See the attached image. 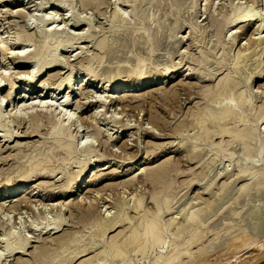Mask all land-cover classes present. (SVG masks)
I'll return each instance as SVG.
<instances>
[{
  "label": "bare ground",
  "instance_id": "1",
  "mask_svg": "<svg viewBox=\"0 0 264 264\" xmlns=\"http://www.w3.org/2000/svg\"><path fill=\"white\" fill-rule=\"evenodd\" d=\"M32 1L34 2L35 0H31V1L27 0V2H25L24 0H0V15L1 16L4 15L6 17L5 14L7 13H11V15L15 13L16 14L14 15L15 17L20 15L19 17L23 18L24 10L27 7L30 8L31 6H36L35 8H39V10H43L46 9L47 7L46 5L49 2L53 3L56 6V5H60L62 0H47L45 2H36L35 4L30 3ZM68 1H72V0H68ZM205 1L193 0V2L190 1L188 2L187 0H115L112 1L114 10L111 18L109 19L110 26L107 29L105 28L106 30L100 36H97L96 33L93 34V31H90L89 33H87L86 31L81 33H74V32L67 33L66 37H63L61 36V33L64 32L62 28L59 29L52 27V29H50L49 27H47L51 20L54 19L51 23L55 21V18H52L55 17V15H52V17H50L51 15L49 17H43L46 16L43 15L42 16L43 18L41 17L42 19L39 18L43 24V26L39 30L40 36L42 38V44L41 47L38 48V51L36 50V53L35 51L34 52L32 51V53H34V59L36 63V65H33V70L37 65H39V62L41 61L39 65L40 69L37 72H35L37 74H34L32 78H30L27 85L21 87L16 85V82L13 80L14 78H12L11 74L9 75L10 77L7 76L8 73L14 72L13 71L14 67L13 66L11 67L10 65L12 64H8V62L6 61L7 59L5 56H7V54L4 53L5 51H7V49L11 51V49H9L11 42L9 39L10 35L5 28L7 25L6 26L5 24L1 25V26L3 25L5 26L4 29L1 28L2 30H0V34L3 33V36L0 35L1 38L0 49L2 52V55H0V129L4 131L3 137L7 138V141L13 137H18L20 139L25 137H30L32 133H36L39 131V129L41 128V124H39V122L46 118L47 120L48 119L51 120V125H50V131L48 133L49 136L43 138L42 141H40L39 149L36 151L35 154H33L30 158L27 159L28 164L20 163V165L18 164L19 166L17 165L18 167L15 166L16 168H14L15 170L13 172L11 171L14 174L16 172V175L19 174L18 176H15L16 179L12 177L13 175L12 173H10L12 174L11 176L8 175L9 174L8 173L7 175H5V177L3 176L4 177L2 178L3 181L2 180H1L2 182L0 181V214L3 211H6L5 213L7 214L8 213L10 214L14 211L16 212V210L20 209L22 205L24 207L27 206L29 210L30 209L33 210L32 208L34 207V205L40 204L41 197L43 196V194L41 193L42 194L41 196V194H39L40 193L39 191H34L29 186L31 185V182L34 180V177L42 176V177L52 178L53 175L58 176L59 174L65 173L66 169L70 165L71 159L72 158L75 159L76 153L78 151H82L83 154H80V156L76 158L77 162L75 163L84 164L86 162L85 157L88 154L86 152L89 150L90 145L86 144L79 146L80 143L78 142V137L80 135V130H81L80 127L82 126L83 121L84 123L89 121L87 124H91L90 121L96 120L98 114L101 111L103 112V110H101L100 112L98 110V113L95 115H94L95 111L89 116L85 115L86 117L88 116L87 118L89 119L88 120L86 118L87 120L85 122V116L82 117L76 111V106L80 104V102L78 104L76 102V106L74 104V102L78 98L76 96L78 89L76 88L79 85L83 86L85 90H87L86 92L83 90L85 94L87 93L91 94L93 92V94L97 93L98 95L95 94V96L97 95L98 97L106 96L105 100L107 101H105V103L102 102L103 104L101 105L103 107H108V108L115 106L116 107L115 109L117 110L116 112H118L119 109H117L116 98H118L121 94H125V93L127 94L125 98L126 99L129 98L127 100L129 103L130 101L132 102L133 98H136L138 97V95L144 93L149 94L150 96L149 95L148 96L151 97L152 92L157 94L156 91H159L158 96H160L162 95L160 92H162L163 87H165L163 85L165 83L164 80L166 77L170 76V74L177 75L178 73H183L188 69L185 68V64L189 62V58H190V54L188 55L187 52H186L187 54L186 53L181 54V58H180L181 60L179 61V63H177V66L175 64H174L175 66L168 65L165 61L170 58V55L173 53V51H175V53L179 52L177 46L183 40V37H181L180 39L177 37L176 34L178 33L177 30L180 27L185 26L187 29H189L187 33L188 34L187 37L189 40L193 41V43L199 40L200 36L202 38L205 32V27L199 24L198 13L201 11L203 5L205 6L207 4V3L205 4ZM78 2L82 3L84 7L89 6L93 8L95 6L96 7L98 6V8L100 7L99 9L103 7L102 6L103 3L109 4V2H105V0H78ZM99 5H101L102 7ZM143 6H146V8L142 9ZM172 6H176V8L174 9L175 11H172L173 10ZM252 6L249 5L248 6L249 8L247 7L246 9L245 7L244 9L243 5H241L242 9L244 10H241L239 8L240 6H238L239 9L237 10L236 8H233L236 11L235 14L233 15L232 20L231 17L229 16V19L231 20L230 23L238 25L237 28L239 29L241 28L242 31L247 32L249 26H251L252 23L255 22V18H256L255 10L257 9H254L255 7ZM98 8L96 9L98 10ZM231 11L233 10L231 9ZM263 12H262L263 17L261 15L262 18L261 19L259 18L261 23L259 22V24H256L257 29H256V25H254L256 29L254 31L260 32L261 29L258 30L259 28L264 29ZM25 15H27L26 12ZM257 15L260 17L259 14ZM72 16L74 19V25L77 26L80 20L77 19L75 15L72 14ZM171 16L172 18H169ZM2 18H0V20ZM206 18L207 17H205L204 19ZM11 19L13 21V17ZM11 19L9 21H11ZM6 21L8 20L6 19ZM17 23L14 22L13 24L16 25ZM226 24L229 25V22L227 23L226 21L224 23L223 20H219V19L212 20V26L215 27L214 29L216 31L215 33L217 37L220 36V32L222 31V28ZM10 25L14 26L12 24ZM88 25H90V22H88ZM241 30L238 31L242 32ZM238 31L236 30L233 32L231 31L234 34H231L228 37H230L232 43L230 44L231 46L229 45L230 47H227V49L230 48V50L228 49V51L227 50L223 51L220 54L219 58L215 56L217 54V52L215 53L216 48H211V50L208 53L201 50L202 54L200 53L202 56L206 54L205 63L207 66H209V68L203 67L202 70L199 69L200 70V71L198 70L199 78L197 79H200L201 81H210L211 78H214L215 77L214 75H216V73H218L223 68H225L223 72L226 73L222 75L218 79V81L212 86L209 85L207 87H204L205 89L204 91L205 93H207L206 104L203 107L198 108L197 111L194 112V110H192L190 113L192 115L194 113L193 116L191 115L193 118L191 122L193 123L194 121L193 125L195 124L197 125V129H198L197 134L195 135L193 141L189 143L187 142L182 143V146H184L183 151L185 153L184 160L190 163L194 161L196 165L195 166L191 165L194 166L192 168L194 169L199 165V167L202 168L200 169L201 172L202 170L204 171L203 172L204 174L200 173L202 175L201 177L197 176L198 173L196 172H194L196 176L195 175L192 176V178L194 177V179H196L194 180V183H197L195 186L198 187V189H202L203 191V194L202 193L196 194V197L194 198L196 200L195 203L193 201L194 199L191 200L189 204L190 206H187L179 210V212L176 215H173L175 214V212L174 211L172 212V210H174V207L173 205H171V201H172L171 195L174 194L172 192H175V190L173 189L174 187L172 185V182L174 181L173 180L174 178L172 176H174V174L176 176V174L179 172L180 167L178 164H181L182 161L181 162L179 161L180 163H178L177 161L178 158L177 159L175 158L177 161L176 164V161H174L175 159L173 158L172 160L171 158L172 161L166 159L157 166L153 165L152 167L151 165V167H148L149 166L148 165L146 167H141L142 165L145 166V164L147 163L146 160L148 159V157H144L147 156V154L146 155L144 154L143 158L141 157L135 160H133L134 158L132 159L130 157L133 160L132 165H129V167L127 166L124 174L129 172L135 174V172H137L138 170L140 172L141 171L143 172L141 173L144 174L146 181H149L152 184L151 189L153 190H151L150 192L148 191L149 193H151L149 198L151 199L150 202L152 206L150 207L148 205L149 206L148 207L146 205L148 204L146 203L147 202L146 199L148 198L147 197L148 195L146 196L147 197L146 199L144 198V196L138 195V192L140 194L141 189H139L140 191L138 190V192H136L137 191L136 190L135 191L136 194L133 193L134 191L132 192L131 190V192L136 196L133 195L132 197H130V199L127 198L129 200L124 201L122 199L121 201L119 199L120 196L118 198V195L122 194L123 192V190L121 189L122 192L120 193H118V191L115 192L118 194V195L115 194L117 196L116 199H119L121 203L116 202V199H114L115 197L112 196L116 202L115 203L112 200L116 206V207L115 206L112 207V209L116 208V210L114 209L116 212L114 214L111 213L112 215H110V212L112 210L110 208L111 209L110 212L106 213V215L108 214L110 216L100 217L98 215L101 213V211L99 210L100 212L97 213L98 206H96L98 202L97 200L98 195L96 194L94 195L97 198V199L95 198L96 200L94 199L96 201V203H94V205L96 204L95 205L96 207H94L93 205L94 197H92L93 195L88 196L87 194L91 191L93 192V190L89 191L87 189L89 188V182L91 181V177L93 176L95 177V179H100L102 177L101 170L109 168L110 164L105 166L106 164H103L102 161L101 163L104 166L100 164L96 165V163L95 165L92 164L89 165L88 163L87 165H85L86 167L84 166V169L79 171L76 175L67 178L65 185H63L64 188L62 189L61 192L66 193L68 190L72 192L70 196L71 199H69L72 202V203L70 202V205L71 207L74 206L78 212L77 215L75 214L76 212L74 213L75 215H71L70 216L71 218L74 219L75 218L74 216H76L77 220L76 219L75 220L77 223L78 222L80 223V221L85 220L83 221L84 223L81 222L84 224V226L87 223L86 221L93 219L91 220L92 222L90 221L91 224L88 223L90 225V227L89 226L88 227L91 229L90 233L87 232L86 234L84 233V231L82 232L81 229H83L84 227L83 225L82 228L78 227L82 233L77 234L78 232L76 233V231H74L73 229L72 230L75 232V233L73 232V235L72 232L70 233L71 229L67 230L69 232L64 231L65 232L64 233L62 230H65L64 226H66L65 222L67 220H65V215L63 216V213L59 211L58 214L57 213L55 214L56 216L54 215L55 216L54 218L52 217L53 219L50 222L46 221L47 224L45 223L41 228L38 226L39 228L35 229L36 240H31L32 239L31 235L30 236L27 235L28 237H26L25 235L24 236L21 234L19 235L15 232V233H7L9 235L6 237V233H5L6 238L4 239L1 237L2 239H0L4 241L5 244L4 249L3 250L0 249V264H134L133 261L131 263V259H130L132 258V256L130 257V255H132L131 253L134 252L136 256V253L138 252L141 256L140 259H145V260L149 259L145 256V254L147 256H149L148 254H150L151 252L153 254V250H154L153 247L155 246L172 244L175 239L173 235L176 234H179V236L181 235L182 237L184 234L186 235L183 237L182 240H179V238L181 239V236L180 237L178 236L179 237V238L177 237L178 240L176 238L177 241L175 240L176 242L173 245H171L170 248L167 247V249L169 248L170 250L168 249L169 252L168 250H166L165 255L158 256L159 254L158 252L157 256L151 259L152 264H181L186 262L183 259L186 256H187V261H194L196 259V256L212 255L216 252H219V250L221 249L220 247L225 245L228 246L243 245L244 248L247 249H252L254 247L258 249H264V239L262 238L264 237V234L263 236H261V239L254 238L255 236L253 237V234L251 237L250 234L251 232L253 233L251 229L254 230L255 229L254 227L257 224L256 222L260 220L259 217L264 216V205L262 206V208L260 206L252 207L249 210L250 212L246 211L247 216L243 214L242 216L239 213H233L236 206L233 207L231 206L230 208L227 209L228 211L227 216H224L217 225L211 224L212 222L211 219L214 216H218V214L222 211L227 201L236 204V201H238L239 199L238 197H240L241 194L242 196L244 195L245 197L248 196L247 199L249 200L251 196L255 194L264 193V127L262 128L258 125L257 127L255 126L257 123L259 124V122L264 117V100L262 101L260 100L258 96L260 94L257 95L256 94L257 91L254 92L252 87L254 79L260 78L262 77V75H264V58L262 57V55H264V37L260 38V36H254L256 32L252 33V35H249L250 39L248 38L249 40L247 41L248 46L247 45L246 47L244 46V48L241 49L242 51L239 50L240 49L239 47L238 48L239 53L237 54L238 51L236 53H233L234 56L237 54L235 57H233V54L230 55L231 53L230 51L231 48H233L236 39L238 37L235 35V32L237 33ZM26 35L27 34H25L23 37V40L25 39V41H27L26 40L27 38H31V35L29 36L28 34L27 35L28 37ZM260 35L262 36V33ZM22 36H19V38L18 39L16 38V40L21 39L20 37ZM87 38H91L89 42L92 43L94 52H92L91 55L89 54L90 58L85 62L86 63L85 65H84V61L82 64V60H81L80 64H82V66L81 65H80L81 67L79 66L81 68L80 69L81 71L79 70L80 71L79 73H77V71H75L74 69L76 68V66H74L75 65L74 62L75 61L77 62L78 59L71 62V64L68 65L69 70H67L66 72L67 75H65L66 74L65 73L63 74L62 77L59 76L60 81L58 80L59 82H57L58 84L55 85L56 87L55 88L52 87L51 89H49V90H53V93L51 94V96H49V91L47 90V83L50 80L48 79L51 78L52 81H54L52 77L58 78L57 74H61V73L59 72L56 74L52 73L49 74L48 77H46L47 74L49 73V70H51L53 67L56 66L59 67V60L57 57L51 55L52 58L50 60H46L47 56L53 50H57L63 47L65 43H71L75 39H87ZM29 40L30 39H28V41ZM174 42L176 43V45H173ZM162 46H165L166 49H170V50L166 51L167 56L165 57L164 60L156 61L155 60L157 58L156 55L159 51V48ZM22 52L25 51L23 50ZM80 52L81 51L77 52L75 55H79ZM10 53L11 52H9V54ZM15 54L18 53L15 52ZM20 54L21 52L17 56H21ZM12 57H14V53L12 54ZM80 57L81 54L77 58ZM105 62L108 63L109 68H107L103 74H100V71H102V65ZM73 63L74 65H72ZM213 65L214 67H212ZM230 65L233 66V69H231L232 72H227L226 70L228 69V66L230 67ZM42 73L44 74L42 75ZM14 74L12 75L15 76ZM7 77L9 78V81H12L10 83V86L8 85L9 86L8 89L5 88V82L6 80H8ZM44 77L46 78L44 79ZM78 77L79 80L75 81V78ZM98 77L100 79L97 82L98 83L97 84L94 79ZM154 86H158L159 87L158 89H160L161 86V90L150 92L149 89ZM65 89L67 90L68 93L65 96H63L64 97L63 101L60 103V105L65 108L64 113L62 114L60 113L61 111H64L62 108H61L62 110L59 112V109L57 110H55L56 108L52 109L53 106L51 109H49L51 106L49 108H44L42 107V105L36 106V104H38L39 102L42 103L50 102V100H48L49 98L51 99L52 96L55 95V93L59 94ZM173 89L174 91L171 93H175V87ZM256 90L258 89L256 88ZM260 93H263V90ZM82 96L84 97V95ZM154 96L155 95H152L153 99H155ZM163 96H165V98L166 97L169 98L170 96L174 97L172 94H170V92L164 93ZM95 98L98 99L97 97ZM257 98L261 101V103L258 105L256 104L257 106L253 107V105L257 102ZM100 99L101 98L99 97V101L102 100ZM94 100L95 99H93V102ZM118 101H120V99ZM73 105L75 106V108H73ZM124 106L127 107L126 105ZM136 106L140 107V105L139 106L136 105ZM252 107L254 109L253 112L254 115L257 114L258 117L257 121H255L257 122L256 124L253 122V120H251L252 118L249 119V116L252 111ZM139 109L141 110L142 108ZM124 110L125 109H123L122 111ZM128 110H131V108H129ZM122 111L119 113L123 114L126 112L124 111L122 113ZM150 112L147 114L151 115ZM114 113L113 115H115ZM155 114H153V116H149V115H148L149 117L147 116L151 120L150 122L152 123L151 124L149 122L150 124L149 123L148 124L154 126L153 125L154 123L156 124L155 126L157 125L160 126V124L163 123L161 121L162 119L160 120V116L158 118L159 114L156 115ZM125 116L121 115L122 118ZM119 118L118 115L115 117L117 122H119L117 120ZM6 119H11L13 123L15 121L30 122V125L24 132V134L26 135L24 134L21 135L17 133V136H14V133L10 130L7 123L5 122ZM149 119L147 120L149 121ZM123 120H121L120 122L122 123ZM125 120H128V118L127 119L125 118ZM249 120H251L250 122L251 124L252 123L255 124V125L252 124L255 127L248 125ZM184 121L186 124L187 120ZM131 122H128V124L124 123L125 124V125L123 124L124 127L132 125ZM165 123L166 121H164V124ZM164 124L162 125L165 126ZM181 125H183V123ZM177 126L176 129L178 128ZM149 127L146 126L145 128H149ZM157 128L158 127H156V129ZM171 128L174 129L175 127L174 128L171 127ZM161 129L164 128L162 127L159 130ZM86 131L88 132V130ZM94 132L96 134H99L100 132L99 128H97L96 130L94 129ZM120 133H122V131ZM108 135H109L108 139L110 140L113 139L114 137L113 134L110 133ZM224 136L229 137L228 141L226 143L224 142L223 144L219 143V145L216 146V148H214L215 152L212 153L213 155L212 154L210 155V151L208 153V151L202 145L204 144L205 146L212 144L211 138L213 137H221L222 139L220 142H223L225 140L223 138ZM117 137L118 136L116 135L115 138L117 139ZM149 143H151V141ZM152 143L151 145L153 146L156 145L155 143L154 144ZM236 143L237 144L240 143L242 146L240 148L241 150L243 149L242 156H240L241 153H239L240 155L238 154L240 158L241 157L242 158L240 160L238 158L239 160L237 161L238 164H235L237 166V169L234 167V169H236L235 170L236 172L233 173L232 171H230V168L227 166L228 164L225 166L227 168L225 169L222 168L224 169L223 171L221 169H218L219 164L222 163L224 158H228L231 160L234 157L235 151L233 150V145ZM123 145L124 143L122 144V146ZM126 145H124L123 147H126ZM148 145L149 144H147V148ZM156 146L157 148H159L158 145ZM120 147L118 149H122ZM147 148L145 150L146 153H148ZM151 148H149V150ZM92 150H90L89 152H91ZM122 150H120V152H122ZM123 151L126 152L125 150ZM150 151L149 153H151ZM124 152L122 153L124 154ZM127 153H125L124 155H126ZM104 155L105 154H103V156ZM128 155L131 156V154L129 153ZM128 155L126 156V158L128 157ZM100 156L99 158H101L100 160H102V158L104 157L103 156L100 157ZM211 156L214 157L212 158ZM99 158L96 160L98 161ZM234 161L235 163H237L236 160ZM230 162L231 161H229V164ZM106 163H109V160ZM136 165L138 166L132 171V167ZM230 165L233 166L232 162ZM182 168L183 166L180 169L182 170ZM192 168L190 169L192 170ZM190 169L188 171H190ZM197 170L198 169H196V171ZM112 171L114 170L112 169ZM192 171H190V173ZM179 173H183V170ZM179 173L177 174V176L179 175ZM79 174H81L80 178L77 181H74ZM226 175H227V179H225V181H222L223 183L221 182V185H219L218 187L219 189L213 191V186L218 185L217 182L221 178L223 177L225 178ZM133 177L132 179L131 177H129L130 179H128L127 181L128 183H126L127 185L132 184L133 186L134 184ZM142 178L144 179L143 176L141 177V179ZM242 178H247L248 181L246 183H243L241 186L239 185L237 186L236 181ZM141 179L139 178L137 179L139 182L136 180V182H138L139 188H140L139 183ZM124 181L126 182V180ZM124 181L123 183H125ZM189 182L192 184L193 181L191 182V180H189L188 183ZM117 186L119 185L117 184ZM124 187L125 185L123 184V189ZM100 189L101 188H99V190ZM171 189L174 191H171ZM125 191L126 190H124V192ZM170 192L172 194H170ZM207 194L208 197L203 196ZM102 195L103 194H101V196ZM143 195H145V193ZM124 196L125 194L123 195V197ZM60 197L63 196H59V198ZM105 198L109 199L107 196ZM247 199L246 201H248ZM43 203L41 202V204ZM58 204H60V202H58ZM102 204H104V202ZM64 205L67 206L66 203H64ZM42 206L45 205L43 204ZM58 206L62 208L61 205ZM38 207L35 206V208L37 209ZM40 208H44V207H40ZM94 208H96L95 210L98 215L95 214ZM22 209L23 208H21V211L19 210V213L22 212ZM114 210H112V212ZM17 213L18 211L16 212V214ZM2 214H4V212ZM8 216L9 215L7 216L0 215V217L3 218ZM3 218H1V221L3 220ZM235 220L237 221V224L236 225L231 224V223H235L234 222ZM72 222H74V220H72ZM68 223H70V221H68ZM75 224L76 223L74 222L73 227L75 226ZM2 226L4 229L5 228L4 225ZM208 230L210 232H213V236L211 237V239L209 236L210 240L206 237L207 238L206 240L208 241L203 242V238L205 234L206 233L209 234V232H207ZM59 232H61V235L59 234ZM55 233L59 234L60 236L51 237V234H55ZM182 233L184 234L182 235ZM44 234H48V235L44 236L45 238H43ZM35 235H32V237L34 238ZM84 236H86L85 237L86 240L84 239ZM170 236H173L172 237L174 238L173 241H171L172 239L170 238ZM46 237L50 238V240L48 239L46 240ZM40 239L41 240L44 239L43 242ZM169 241H171L172 243L171 242L169 243ZM32 242L37 243V244L35 243L36 245V246L34 245L35 247L33 245H30ZM51 244L58 245L59 250L57 249L58 246L57 248H54L55 246L53 247ZM194 244H198L199 246L197 250L198 254L196 255H193L194 253L191 251V249H189V247L193 246ZM29 249H31V251H29ZM147 249L149 250L153 249V250L151 252L149 251V253L147 252L148 253L147 254L145 253ZM94 251L95 254L91 255V253L92 252L94 253ZM24 256H28V257L25 258ZM152 257L154 256L152 255Z\"/></svg>",
  "mask_w": 264,
  "mask_h": 264
},
{
  "label": "rangeland",
  "instance_id": "2",
  "mask_svg": "<svg viewBox=\"0 0 264 264\" xmlns=\"http://www.w3.org/2000/svg\"><path fill=\"white\" fill-rule=\"evenodd\" d=\"M24 1L27 2V0H24ZM45 1H47V0H35L34 2L32 1L30 3L35 4L36 2H45ZM112 1H115V0H111V1L105 0V2H109V4L108 3H103V5H102L103 7L101 5H99V6L102 7L101 9H99L100 7L98 8V6L97 7L95 6L93 8H91L89 6L84 7L82 5V3L78 2V0H72V1L62 0L61 4L60 5H56V6L53 3L49 2L46 5L47 6L46 9H43V10H39V8H35L36 6H31L30 8L27 7L24 10V15H25V12L27 13V15H25V16L23 15V18H20L19 17L20 15L15 17L14 16V15H16L15 13L12 14V15H11V13H7V14H5L6 17L4 15H2V16L0 15V18H2V17L5 18V19L2 18L0 20L1 21L0 30L4 29V27L7 25L5 28L8 31L9 35H10L9 39H10V42H11L10 46H9V49H11V51L7 49V51H5L4 54H7V56H8V57L5 56L6 59H7L6 61L8 62V64H12L10 66L14 67L13 68L14 72L8 73L7 76L10 77L9 75L11 74L12 78H14L13 80L16 82V85L21 87V86L27 85L29 80H30V78H32V76L34 74H37L35 72H37L40 69L39 65H40L41 61L39 62V65H37L34 68V70H33V65H36V63H35V59H34V53H32V51L33 52L35 51V53H36V50L38 51V48H40L41 44H42V38L40 36L39 30L43 26V24H42V22H41V20L39 18H41L43 15H46V16H43V17H49L50 15H51L50 17H52V15H55V17H52V18H55V21L53 23H51L54 19L51 20L50 21L51 24L48 22L49 25L47 27H49L50 29H52V27L59 28V29L62 28L64 30V32L66 31L65 33L64 32L61 33V36H63V37H66L67 33H72V32L81 33V32H86V31H87V33H89L90 31H93V34L96 33L97 36H100L110 26L109 25V19L111 18L112 14H113V10H114ZM187 1L188 2L189 1L193 2V0H187ZM263 3H264L263 0H206L205 1L206 5L205 6L203 5L201 11L199 10L200 12L198 13L199 24H201L203 27H205V32H204V35L202 36V38L200 36L199 40H197L198 42L196 41L197 43L194 42V43H196V44H194L193 41L189 40L188 37H187L188 36L187 33H188L189 29H187L185 26L180 27L177 30L178 33L176 34L177 37L180 38V39H181V37H183V40L177 46V49H178L179 52L175 53V51H173V53L170 55V58L165 61L168 65H174L175 64L177 66V63H179V61L181 60L180 59L181 58V54L187 52L188 55L190 54V58H189V62L185 64V68H188V69L185 72H183V73H178L177 75L170 74V76L166 77L165 80H164L165 83L163 85L165 87H163L162 92H160L162 94L160 96H158V92L159 91H156V90H161V86H160V89H158L159 88L158 86H154V87L149 89L150 92L156 91L157 94L152 92L151 93V97H149L150 96L149 94L144 93V94L138 95V97H136V98H133L132 102L130 101V103L127 101L129 98L128 99L125 98V96H127V94L126 93L125 94H121L118 98H116L117 109H119V110L121 109V110L120 111L118 110V112H116L117 110L115 109L116 108L115 106L111 107V108L110 107L108 108V107H103L101 105V104L105 103V101H107V100H105L106 96H104V97L99 96L102 99V100L100 99L101 101H99V97L97 96L98 95L97 93L93 94V92H92L91 94L94 95V96H92L90 93L85 94V92L87 90H85V88L83 86L79 85L76 88V89H78L77 94H76V96L78 98L74 102L75 106H76V102H77V104L80 102V104H78L76 106L77 113H79V115H81L83 117L85 115H88V116L91 115L94 111H95L94 112V115H95V114L98 113V110H99V112L101 110H103V112L101 111L98 114V116L96 117L97 118L96 120H94V121L91 120L90 121L91 124H87L89 122V121L86 122V120L88 119L87 118L88 116L87 117L85 116V122L86 123H84V121H83L82 122V126L83 127L82 126L80 127L81 130H80V135L78 137V142L80 143L79 146L80 145H86V144L90 145L89 150L86 152V153H88L86 155V157H85L86 158V160H85L86 162L84 164L75 163V162H77L76 158H78L80 156V154H83L82 151H78L76 153L75 159H73V158L71 159L70 165L66 169L65 173L59 174L58 176L53 175L52 178H47V177H42V176L34 177V180L31 182V185H29V186L34 191H39L40 192L39 194H41V193L43 194V196L41 194V196H42L41 197V202L43 203V201H44L43 204L45 206H42L43 204H41V202L39 204L40 206L38 204L34 205V207L32 206L33 208L32 207L31 208L33 210H31V209L29 210V208L27 206H25L26 210H27V212H26L25 207L22 205V207H20V209L16 210V212L18 211V213H19V210L21 211V208H23L22 212L19 213L20 215L18 213L16 214L15 211L10 213V214L9 213L8 214L5 213L6 211H3L4 214H2L3 212H1L0 215H3V216L4 215L5 216L9 215V216L5 217V218L0 217V221H1V218H3V220L0 222V239H2V238L5 239L9 235L7 233H15L16 232L17 234H19V235L21 234L23 236L25 235L26 237H28L27 235H29V236L31 235V238H32L31 240H36V238H35L36 237L35 229H37L39 227L41 228L43 226V224H45V223L47 224V222H50L56 216L55 214L59 213V211L63 213V216L65 215V220H67L65 222L66 223L65 225L67 226V228H66V226H64L65 230H62L63 232L64 231L66 232L67 230L71 229L70 233L72 232V235H73L74 231H76V233L78 232L77 234L82 233L83 231L86 234H87V232L90 233L91 229L89 228L90 227L89 224H91V222H92L91 220H93V219H90L89 221H86L87 223L85 222L87 224V225L85 224L86 227L83 224L84 223L83 221H85V220H83V221L78 220V221H80V223L78 222L79 223L78 224L76 222V220H77L76 216H74L75 217L74 219L70 217L71 215H75V214L77 215V212H78L77 209L74 206L71 207V205H70L71 200H69V199H71L70 196H71L72 192H70L69 190L66 193H62L61 192L62 189L64 188L63 185H65V182H66L67 178L71 177L73 175H76L79 171L84 169V166L87 165L88 163H89V165L90 164L95 165V163H96V165H99V164L102 165V163H103V164H106L105 166L110 164L109 168L101 170L102 173L99 171L102 174V175L98 174V175L102 176L100 179H95V177H93V176L91 177V181L89 182V188L87 189L89 191L93 190V192H94L93 193L91 191V192L87 193L88 196H92L93 195L92 196V197H94L93 198V205H94V203H96L95 200L97 199L94 195L95 194L98 195L97 196L98 197V199H97L98 202H97V205L96 204L95 205L98 206L97 207V210H98L97 213L101 211V213H100L101 215L100 214L98 215L96 213V210H95L96 208H94V212H95L96 215H98L100 217H102V216L103 217L104 216H110V215L114 214L116 212L115 211L116 208L112 209V207L115 206V203L116 202H120L121 203L122 199L124 201L125 200H129L130 197H132L134 195L133 193H135L136 190H137L136 192H138L139 189H141V192H140V194L138 192V195L144 196L145 199L148 197L146 199V201H147L146 203H148V204H146V205L147 206L149 205L150 207L152 206L151 202H150L151 199L149 198L150 194H151L149 192L151 190H153V189H151L152 184L149 181H146L144 174H142L143 172L141 171L142 172L141 173L138 170L137 172H135V174L130 173V172L124 174L125 169L127 168V166L129 167V165H132V161L133 160L141 158V157L143 158L144 154L145 155L147 154V156H144V157H148V159L146 160L147 163L145 164V166L142 165L141 167H146L148 165H149L148 167H151V165H152V167H153V165L157 166L160 163H162L163 161H165L166 159L171 160V158H172V160H173V158L174 159L178 158L177 159L178 163H180L182 161L181 164L183 166V168H182L183 173H179V172L182 171L180 169L182 166H181V164H178L179 167H180V168L178 167L179 168V172H178L179 175L177 176L178 173L176 174V176L174 174V176H172L174 179L171 177L174 180V181L172 180L173 181L172 185L174 187V188L173 187L172 188L175 190V192H172L174 194H172L170 192V194H172L171 195V199H172L171 205H173V207H174V210H172V212L173 211L175 212V214H173V215H176L179 212V210H181V209H183V208H185L187 206H190L189 205L190 201L193 200L196 197L197 193H202L203 194L202 189H198V187L195 186L197 183H194V180H196V179H194V177L192 178V176H194V175L196 176V174L194 172L198 173L197 176H200V177L202 176L201 174H204L203 173L204 171L202 170V172H201L200 169H202V168L199 167L198 164H197L198 166L196 168H194V169L192 168V167H194L196 165L194 161H192L193 163L192 162L190 163V162H188V161L186 162V160H184L185 153L183 151L184 150V146H182V143L183 142L189 143V142L193 141L194 138H195V135L197 134V130H198L197 129V125L196 124H195L196 126L193 125L194 121H193V123L191 122V120H193L192 116L194 115V113L192 112L193 115L190 114V113H191L192 110H194V112L197 111L198 108H201V107H203L206 104L207 93H205L204 87H207L209 85L212 86L213 84H215L218 81V79L222 75H224L226 73V72H223L224 69H225V68H223L218 73H216V75H214L215 77L211 78L210 81H201L200 79H197V78H199L198 77V73H199L200 70H202L203 67L209 68V66H207L206 63H205L206 54H204L202 56L201 55L202 54L201 50H203V51L208 53L211 50V48H216L215 53L217 52V54L215 56L217 58L220 57V54L223 51H225V50L228 51V49L230 50V48L227 49V47H230L231 46L230 44L232 42H231L230 37H228V36H230L231 34H234L232 32L235 31V30L236 31L241 30V28L240 29L237 28L238 25H235L233 23H232L233 24L232 25L230 22H231V20L233 18V15L235 14V11L237 9L240 8L241 10H244L245 7L247 9V7L249 5H251V6L255 5V6H252V7H255L254 9H257V10H255L256 11V15L259 14L260 17L258 15L257 16L255 15V17H256V18L254 17L255 18V22H253L252 25L249 26V29L247 30V32L246 31H242V30L241 31L243 33L240 32V31H238L237 33L235 32V35L238 36V37L236 39V42H235L233 48H231L230 55H232L233 53H236L237 51H238L237 52V54H238L239 50L242 51L241 49H243L244 46L245 47H246V45L248 46V44H247L248 42L247 41L250 39L249 35H252V33L256 32V34H254V36H260V38L264 37V29L259 28L258 30L261 29L260 32L259 31H254V30L257 29V25L256 24H259V22L261 23L260 19L263 17V14H262V12L264 11V9H263L264 8V4ZM240 4L243 5L244 9H242ZM106 5H109V6H106ZM237 5L240 6V7L238 8ZM96 8H98V10ZM144 8H146V6H143L142 9H144ZM172 8H173L172 11H175L174 9L176 8V6H172ZM233 8H236V10H234ZM231 9L233 11H231ZM231 12H232V14H231ZM34 14H37V15H34ZM72 14L75 15V17H77V19L80 20V22H79V24L77 26L74 25V19H73ZM261 15H262V17H261ZM11 16L13 17V21L11 19L12 18ZM32 16H34V17H32ZM35 16H37V17H35ZM229 16L231 17V20L229 19ZM7 17H9L11 19V21H9L10 19L7 18ZM21 17H22V15H21ZM205 17H207V18L204 19ZM169 18H172V16L169 17ZM6 19L8 21H6ZM215 19L223 20L224 23L227 21V23L229 22V25L231 24L230 26L228 24L223 26L222 31L220 32V36H218V37L216 36V33H215L216 32L215 29H214L215 27L212 26V20H215ZM227 19H229L230 21L227 20ZM257 20H259V21H257ZM16 21L19 22V23H17ZM3 22H5V23H3ZM12 22L13 23L15 22L17 24L14 25ZM88 22H90V25H88ZM9 23L14 25V26H11ZM166 23H168V22H166ZM2 24H5V26L4 25L1 26ZM9 25H10V27H9ZM254 25H256V29H255ZM232 26H233V28H232ZM252 28H254V29H252ZM249 31L250 32L252 31V32L250 33ZM18 33L21 34V35H19ZM259 33L260 34L262 33V36ZM22 34H23V36H22ZM25 34H27V35L29 34V36L31 35V38H27L26 39L27 41H25V39L23 40V37H24ZM238 34L239 35L241 34V35L239 36ZM257 34H259V35H257ZM0 35L3 36V33L0 34ZM32 35H33V38H32ZM19 36H22V37H20L21 39L16 40V38L18 39ZM256 38H258V37H256ZM28 39H30V40L28 41ZM89 40H91V38L75 39L71 43H65L63 47H61V48H59L57 50H53L47 56L46 60H50L52 58L51 55L57 57L58 60H59V67L56 66V67H53L51 70H49V73L47 74L46 77H48V75L52 74V73H55V74L58 73V72L61 73V74H57L58 78L52 77L54 81H52V79L50 78V79H48L50 81H48V83L46 82L47 83V90L49 91V96H51V94L53 93V90H49V89H51L52 87L53 88L56 87L55 85H57L58 84L57 82L60 81V77L59 76L62 77L63 74H65L67 72V70H69V66L68 65H70L71 62H73V61L78 59L77 62L76 61L74 62L75 65H74V63L72 65L76 66V68H74V69H75V71H77V73H79L81 71L80 67L83 64V61H84V65H85L86 64L85 62L90 58V55L92 54V52H94V49L92 47V43L89 42ZM15 42H17L18 44L15 43ZM173 45H176V43L174 42ZM239 47H240V49L238 50ZM23 50L25 52H22ZM168 50H170V49H166L165 46L160 47L159 51H158V53L156 55L157 58L155 60L156 61L164 60L165 57L167 56L166 51H168ZM8 51L11 52V53L9 54ZM79 51H81L79 53V55L81 54V57L77 58L79 55H75V54L77 52H79ZM12 52L14 53V57H12V54H13ZM15 52L18 53V54H15ZM20 52H21V54H20L21 56H17V55H19ZM0 55H2L1 49H0ZM235 56L233 54V57H235ZM262 57L264 58V55H262ZM81 60H82V64H80ZM67 61H69L70 63L67 62ZM13 63H14V65H13ZM231 66L232 65H230V67ZM212 67H214V65ZM230 67L228 66V69L226 70L227 72H232L231 69H233V66L231 68ZM107 68H109V66H108V63L105 62L102 65V71H100V74H103ZM14 73H16L17 76ZM12 74H14L16 77L13 76ZM43 74L44 73H42V75ZM55 74H54V76H55ZM65 75H67V73ZM8 77H7L8 80H6L7 83L5 82V88H7V89L9 88L10 83L12 82V81H9ZM46 77H44V79ZM91 79H92V77H91ZM99 79L100 78L98 77V78H96L94 80L97 83L99 81ZM173 86L175 87V93H171V92L174 91V89H173L174 87ZM252 87H253L254 92L257 91V93H256L257 95L260 94V95H258L260 100L261 101L264 100V75H262V77H260V78H255L254 81H253ZM256 88L259 91L256 90ZM262 90H263V93H260ZM168 92H170V94H172L173 96L175 94L176 95L174 97L170 96L169 98H167V97L165 98V96H163V94L164 93H168ZM67 93L68 92H67L66 89L63 90L59 94L55 93V95H53L51 99L50 98L48 99V100H50V102H47V103L46 102L45 103L39 102L38 104H36V106L37 105H39V106L42 105V107H44V108H49L51 106L49 109H51L52 106H53L52 109H54V108H56L55 110L59 109V112H60L62 109L63 110L65 109L63 106L60 105V103L63 101V98H64L63 96H65ZM95 94H97V95L95 96ZM261 94H263V95H261ZM82 95H84V97ZM152 95H155L154 96L155 99L152 98ZM90 97H92V98H90ZM95 97H97L98 99H96ZM83 98L84 99L86 98L85 101H84ZM89 99H92V100H89ZM93 99H95L94 100L95 103L93 102ZM119 99H120V101H118ZM260 100L257 98V102L253 105V107H255L258 104H260L261 103ZM90 102H91V104H90ZM126 103L127 104L129 103V104L127 105ZM45 104H47V105H45ZM124 105H126L127 107H125ZM136 105H138V106L140 105V107H137ZM75 106L73 105V108H75ZM132 106L135 109H133ZM134 106H136L137 108L134 107ZM253 107H252V111H251L252 116L250 114L249 119L252 118L251 120H253V122L256 124L257 122H255V121H257L258 117H257V114L254 115V113H253L254 112ZM122 108L125 109L124 111H126L127 113L126 112L123 113L124 111H122L123 110ZM129 108H131V110H128ZM139 108H142V109L140 110ZM105 109H106V111H105ZM111 111H113V112H111ZM121 111H122L123 114L119 113ZM150 111H152V112H150ZM64 112H65V110L61 111L60 113L62 114ZM114 112H116V113H114ZM149 112L151 113V115L147 114ZM153 112H155L156 114H159L158 118L160 116V120L162 119L161 121L163 122L162 123L160 121L162 124H164V121H166V123L164 124L165 126H163L162 124H160V126H158V125L155 126L156 124H154V123H153V125L155 127L152 126V125H149L151 123L150 122L151 120L148 117L149 116H153V114H155ZM113 113L115 115H113ZM129 113H131V114H129ZM132 113L134 114V116H133ZM116 114L118 115V118L119 117L122 118L121 115L122 116L127 115V116L123 117L122 119H120V118L117 119L119 122L124 119L122 123L120 122L123 127L121 126V124L119 122L116 121V119H115V117L117 116ZM128 116H130L131 118L128 117ZM113 118H114V120H113ZM125 118L126 119L128 118L129 121L125 120ZM130 119H131V121L133 119V121L131 122ZM147 119H149V121ZM184 120H187L186 124H185ZM251 120L248 121L249 122L248 125H251L253 127H255V126L257 127V125L262 127V128L264 127V125H263L264 117H263V119L261 121L259 120L260 122L258 121L259 124L262 122L260 125L258 123L256 125L254 123H252L255 126L252 125L250 123ZM47 121L48 122L50 121V122L48 123ZM141 121H142V123H141ZM5 122L7 123L8 127L10 128V130L14 133V136H17V133L21 134V135L24 134V132L26 131V129L30 125V122H27V121L26 122L25 121L24 122L23 121H21V122L20 121H15L13 123L11 121V119H6ZM128 122H131L132 125L124 127V125H125L124 123L128 124ZM139 123H141V124H139ZM182 123H183V125H181ZM39 124H41V128L39 129V131L36 132V133H32V135H30V137H25V138H22V139H20L18 137H13V138L9 139L8 141H7V138L3 137L4 131L2 129H0V181L1 180L3 181L2 178H4L5 175H7L8 173H9L8 175H10V176L13 174L12 177L16 179L15 176H18L19 174L16 175V172H15V174L12 173L15 170L14 168H16L15 166H17L18 164L20 165V163L28 164V160L27 159L30 158L33 154H35L36 151L39 149L40 141H42L43 138L49 136L48 133L50 131L51 120L50 119L47 120V118H46V119H43L42 121H40ZM166 124H167V126H166ZM177 125H179V126H177ZM138 126H140V127H138ZM146 126L147 127L150 126L152 128H150V127H149L150 129L149 128H145ZM176 126L178 127L177 129H176ZM87 127H89L90 129L87 128ZM156 127H158V128L156 129ZM159 127L160 128L163 127L164 129L159 130L160 129ZM171 127H173V128L175 127V128L172 129ZM97 128H99V130H100L99 134H96L94 132V129L96 130ZM85 129L88 130V132ZM117 130H118V132H117ZM119 131L120 132L122 131V133H120ZM107 133L108 134H110V133L113 134L114 137H113V139H111L112 141L110 139H108L109 135ZM24 135H26V134H24ZM116 135L118 136L117 139L115 138ZM223 138L226 141L224 140L223 142H220L221 139H222L221 137H213V138H211L212 144L205 145V146H204V144H202V145L208 151V153L210 151V155H211L212 153L215 152L214 148H216V146H218L219 143L220 144H223L224 142L226 143L228 141V139H229V137H227V136H224ZM125 141H126V143H125ZM150 141H151V143L153 142L152 144L155 143L156 145H158L159 148H157L156 145L155 146L151 145V143H149ZM113 143H115V144H113ZM123 143H124V145L127 144L128 147H127V145H126V147H123L124 146V145L122 146ZM202 143H204V142H202ZM147 144H149L148 148H147ZM214 145H215V147H214ZM117 146H119V147L121 146L120 148H122V149L125 148L123 150H125L126 152H124L122 149H118L119 147H117ZM240 147H242L240 143L239 144H237V143L234 144L233 145V150L235 151L234 157L231 160L228 159V158H224L222 163L219 164V166H218L219 168L218 167L217 168L221 169L223 171L225 168H227L225 166L228 164L227 166L230 168V171H232L233 173L236 172L235 170L237 169V166L235 164H238L237 161H239L242 158V157L240 158V156H242V153H243V149L241 150ZM110 148H112V149H110ZM116 148L118 149L119 153L124 152V154H125V153H127L129 151L128 153L131 154V156H129L128 153L126 155H124L123 153L119 154L117 152ZM146 148H147L148 153H146V151H145ZM149 148H151L150 149L151 151L149 150ZM90 150H92L93 152L92 151L89 152ZM94 150H95V152H94ZM115 150H116V152H115ZM120 150H122V152H120ZM149 151L151 153H149ZM111 153H113L115 156L113 154H111ZM239 153H241V155ZM103 154H105L106 156L105 155L103 156ZM116 154H119V155H116ZM127 155H128V157L126 158ZM99 156L100 157L103 156L104 158H102V160H100L101 158H99ZM119 156H122V157H119ZM130 157L132 159L133 158L134 159L132 160ZM211 157L213 158L214 156H211ZM98 158H99L100 161L96 160ZM238 158H239V160H238ZM176 159L174 161H176ZM180 159H182V160H180ZM106 160L107 161L109 160V163H106L107 162ZM234 160H236L237 163H235ZM101 161H102V163H101ZM177 161H176V164H177ZM229 161L232 162L233 166L230 165L231 162L229 164ZM139 162H140V160H139ZM184 163H185V165H184ZM191 165H194V166H191ZM102 166H104V165H102ZM137 166L138 165L133 166L132 167V171ZM189 167L192 168L193 171ZM234 167L236 169H234ZM188 168L190 169V171H192L191 173H190V171H188L189 170ZM222 168H224V169H222ZM231 168H233V169H231ZM112 169L114 171H112ZM196 169H198V170L196 171ZM10 173H12V174H10ZM133 175H134V177H133ZM141 175L144 177V179L143 178L141 179V177H142ZM80 176H81V174H79L74 181H77L80 178ZM129 177H131V179L133 177L134 184L136 183L135 185L133 184V186H132V184L131 185L130 184H128V185L126 184V183H128L127 182L128 179H130ZM135 177H137V178H135ZM138 178L142 180V181L140 180V183H139L140 188L138 186V182H139L137 180ZM223 178H221L217 182L218 185H214L213 186V191H216V190L219 189L218 188L219 185H221L222 181H225V179H227V175H226V177L224 179ZM124 180H126V182ZM136 180L138 182H136ZM189 180H191V182L193 181L192 184L190 182L188 183ZM123 181L125 183H123ZM247 181H248L247 178H242V179L236 181V185L237 186L238 185L241 186L243 183H246ZM141 182H142V185H141ZM143 182H144V184H143ZM39 184H41V185H39ZM112 184H114L116 186H114ZM117 184L119 186H117ZM123 184L125 185L124 189H123ZM120 186H121V188H120ZM144 186H145V188L147 190L144 188ZM141 187H143V188H141ZM97 188H98V190H99V188H101L102 190L100 189L98 191ZM127 188H128V190H127ZM136 188H138V189H136ZM148 188H150V189H148ZM121 189L123 190V192H122ZM143 189L145 190V192H144ZM124 190H126V191L124 192ZM131 190H132V192L133 191L134 192L132 193ZM142 190H143V192H142ZM174 190L171 189V191H174ZM117 191H118V193L122 192V194L118 195L117 193H115ZM99 192H100V195H99ZM126 192H127V194H126ZM144 193H145V195H143ZM101 194H103V195L101 196ZM115 194L118 195V198L120 196L119 199L121 201L119 199H116L117 196ZM124 194H125V196L123 197ZM126 195H129V196H126ZM59 196H63V197L59 198ZM100 196H101L102 200H101ZM106 196L108 198L110 196L109 199L111 200V202H110L109 199L105 198ZM112 196L115 197L114 199H116V202H115V200L113 199ZM134 196H136V195H134ZM203 196L204 197H208V194L207 195H203ZM42 198H44V199H42ZM127 198H129V199H127ZM238 198L239 199H238V201H236V204L231 203L230 201L229 202L227 201L226 204L224 205V208L218 214V216H214L211 219L212 220L211 224L217 225L224 216L228 215L227 209L230 208L231 206L232 207L236 206L234 211H233V213H239L241 215L243 214V215L247 216L246 213L250 212L249 210L252 207L260 206L262 208V206L264 205V193L255 194V195L251 196V198L249 200L247 199L248 196L245 197L244 195L242 196V194ZM148 199H150V200H148ZM246 199L248 201H246ZM117 200H119V201H117ZM193 201L195 203L196 200L194 199ZM58 202H60V204H58ZM103 202H104V204H102ZM105 202L106 203L109 202V203L106 204ZM64 203H66L67 206H65ZM52 204H54V205H52ZM58 205H61L62 208L60 206H58ZM95 205H94V207H96ZM35 206L36 207L39 206L38 209L35 208ZM55 206H57L59 209L57 207H55ZM40 207H44V208H40ZM60 208H61V210H60ZM110 208L112 210H114V209L115 210L112 212V210ZM110 210H111V212H110ZM109 212H110V215H108V214L106 215V213H109ZM9 217H11V218H9ZM167 217H169V216H167ZM71 219L74 220V222L76 223L75 226H74L75 228L73 227L74 222H72ZM259 219L260 220L256 222L257 224L254 227L255 231L251 229V231H253V233L252 232L250 233L251 237H252V234H253V237L255 236L254 238H257V239L258 238L261 239V236H263V234H264V216L259 217ZM68 221H70V223H73V224L68 223ZM81 222H83V223H81ZM234 222L235 223H231V224L236 225L237 221L235 220ZM67 223H68V225H67ZM2 225H4V227H5L4 229H3ZM76 225H79V226H76ZM34 227H36V228H34ZM78 227L79 228L83 227V229H81L82 232H81V230ZM77 230H80V231H77ZM61 232H59L60 235H61ZM67 232H69V231H67ZM207 232H209V234L208 233L205 234V236L203 238V242H207L208 240H206V239L207 238L209 239V236H210V239H211V237L213 236V232H210L209 230ZM5 233H6V237H5ZM89 233H88V235H89ZM211 233H212V235H211ZM59 234H57V233L51 234V237L52 236H54V237L60 236ZM183 234L184 233H182V235ZM32 235H35L34 236L35 239L32 237ZM47 235L48 234H44L43 238H45L44 236H47ZM185 235L186 234H184L183 237ZM86 236H84L85 240H86V238H85ZM173 236L175 237V239L172 238ZM173 236H170V238L172 239V240L171 239L170 240L173 241V239H174V242L172 243L171 241H169V243L170 242L172 243V244H168L169 246L167 244H165V245H160V246L153 247L154 250L153 249H150V250L147 249V251L145 253H147V252L149 253V251L151 252L153 250V254H152V252L150 254L147 253L149 256H147L145 254V256L147 258H149V259H146V260L145 259H140L141 256H140V254L138 252L136 253V256H135L134 252H133L134 254L131 253L132 254V255H130V257L132 256V258H130L131 259V263L133 261L134 264H152L151 259L155 258V256H157L158 252H159L158 256L165 255L166 254V250H168L171 247V245H173L178 240V238L181 235L179 236V234H176V235H173ZM183 237L181 236V239L179 238V240H182ZM176 238H177V240H176ZM262 238L264 239V237H262ZM47 239L50 240V238L46 237V240ZM43 240H41V241L43 242ZM35 243L36 242H32L30 245L34 246ZM4 245H5L4 241L0 240V249L1 250L4 249ZM51 245L53 247L55 246L54 248H57V246H58L56 244L55 245L51 244ZM167 247H169V248L167 249ZM198 248H199L198 244H194L193 246L189 247V249H191V251L194 253L193 255L198 254L197 253ZM220 248L221 249L219 250V252H216V253H214L212 255L196 256V259L194 261H187V256H186V257L183 258L184 261H186V262L185 263H181V264H257L260 260H262L264 258V249H258L256 247H254L252 249H247V248H244L243 245H238V246L225 245V246H222ZM31 249H29V251H31ZM57 249L59 250V246H58ZM169 250H168V252H169ZM92 253H91V255H94L95 251H94L93 254ZM152 255L154 257H152ZM24 257L26 258L28 256H24Z\"/></svg>",
  "mask_w": 264,
  "mask_h": 264
},
{
  "label": "water",
  "instance_id": "3",
  "mask_svg": "<svg viewBox=\"0 0 264 264\" xmlns=\"http://www.w3.org/2000/svg\"><path fill=\"white\" fill-rule=\"evenodd\" d=\"M257 264H264V259H262L261 261H259Z\"/></svg>",
  "mask_w": 264,
  "mask_h": 264
}]
</instances>
